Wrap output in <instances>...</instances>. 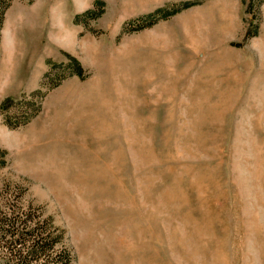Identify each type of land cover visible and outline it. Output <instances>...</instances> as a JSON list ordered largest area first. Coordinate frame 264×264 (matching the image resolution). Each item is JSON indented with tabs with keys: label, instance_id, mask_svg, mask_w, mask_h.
Masks as SVG:
<instances>
[{
	"label": "rangeland",
	"instance_id": "374dc122",
	"mask_svg": "<svg viewBox=\"0 0 264 264\" xmlns=\"http://www.w3.org/2000/svg\"><path fill=\"white\" fill-rule=\"evenodd\" d=\"M8 1L0 264H264V0Z\"/></svg>",
	"mask_w": 264,
	"mask_h": 264
},
{
	"label": "trees",
	"instance_id": "16d2710c",
	"mask_svg": "<svg viewBox=\"0 0 264 264\" xmlns=\"http://www.w3.org/2000/svg\"><path fill=\"white\" fill-rule=\"evenodd\" d=\"M26 1L30 3L33 0H26ZM96 4H98V2H96ZM197 4H198L197 2H184V3L174 4L168 8L156 10L153 14H150L144 18L136 19L132 23L141 24L138 26L137 30L150 28L151 26H153L157 22L167 20V19L175 16L176 14L181 12L182 10H186L188 8L196 6ZM9 6H10V2L8 1L7 3H5V5L0 7V32H1V29L3 26L5 12L9 8ZM92 16L93 15H92L91 11H87L86 13H84L82 15L83 18H87V17L91 18ZM94 17L96 18V15H94ZM78 18L79 17H77V19ZM95 18H92V19H95ZM142 20L144 21L143 23H142ZM249 36H251V35L250 34L248 35V33H247V37H249ZM67 62L68 63L65 65L64 64H50L48 72H46L42 78L43 86H45L46 84H44V83H46V81L50 80V77L54 75V74L52 75V72H54L58 76L60 73L68 72V77L76 76L80 80H84L86 78V72L84 71L82 66L76 60H74L72 58H68ZM57 75H55V76H57ZM64 78H67V77H62V78L58 79V81L53 86H58ZM45 94H46V92H44V93H40V92L33 93L28 100L21 101L19 103H18V101H16V104L18 105V107H22L23 105H30L32 103V101L30 99L35 98V97H39V99L42 100L43 97L45 96ZM14 103H15V100L5 99L0 104V117L3 121V124L9 129H16V128H20L21 126H24L25 124H27L31 119H33L40 112V106H37L36 109L32 110L28 119L25 120L24 122L10 123V122H8V117H6L5 113L9 107V105L12 106V105H14ZM12 107H14V106H12ZM4 157H5V153L0 150V159L4 160ZM4 163L5 162L2 161L1 165L4 166ZM28 249H31L32 251H35V250L38 251V255H40L43 258H46V254H47V252H49V250L50 251L53 250V248L50 245H48L47 238H44V237L42 239L39 238L36 241H34V243L31 246H29Z\"/></svg>",
	"mask_w": 264,
	"mask_h": 264
},
{
	"label": "crops",
	"instance_id": "0c3cea01",
	"mask_svg": "<svg viewBox=\"0 0 264 264\" xmlns=\"http://www.w3.org/2000/svg\"><path fill=\"white\" fill-rule=\"evenodd\" d=\"M135 1H139V0H135ZM173 2H175V1H173ZM184 2H187V1H184ZM189 2H193V1H189ZM138 9H140V10H142V11H145V9H146V7L145 6H140V7H138ZM9 66V69H7V65ZM0 65H1V67H2V69L3 70H5V73H7V72H10L11 70V65L9 64V62L7 63V59H6V56H5V54L1 57V59H0ZM9 70V71H8ZM2 70H0V72H1ZM11 74V73H10ZM3 125V124H2ZM1 125V118H0V132H4V130L1 128V127H3ZM5 127V126H4ZM3 127V128H4ZM5 133V132H4Z\"/></svg>",
	"mask_w": 264,
	"mask_h": 264
}]
</instances>
